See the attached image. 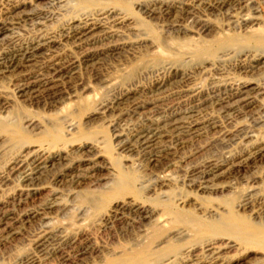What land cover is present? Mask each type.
I'll list each match as a JSON object with an SVG mask.
<instances>
[{
	"label": "rangeland",
	"instance_id": "rangeland-1",
	"mask_svg": "<svg viewBox=\"0 0 264 264\" xmlns=\"http://www.w3.org/2000/svg\"><path fill=\"white\" fill-rule=\"evenodd\" d=\"M20 1L0 0V22L8 28L0 34V55L40 37L53 39L54 44L21 70L0 71V264H63L61 254L69 256V264H104L123 253H139L152 239L157 238V243L169 234L161 247L196 245L191 228L169 222L175 214L213 222L217 230L227 231L228 236H208L205 241L220 247L232 239L236 245L225 252L234 264H263V163L229 168L212 181L210 193L190 183L200 180L196 171L208 162L242 160L247 149L264 143V96L258 94L264 89V61L255 63L264 58V43L254 40L264 28V0H234L221 7L215 0H96L95 5L84 0ZM244 15L252 23L242 28L235 22ZM85 17L97 23L92 40L80 49L62 35ZM203 23L205 30L200 27ZM230 37L249 40L239 47L223 46ZM196 40L213 51L200 54L201 61L182 51L184 44L197 45ZM54 53L64 61L70 57L78 61L55 89V96L42 87L33 93L18 91L20 73L29 71L36 78L48 75V57ZM85 53L92 56L81 61L80 54ZM244 81L259 88L251 91L252 103L240 108L227 97L229 88ZM125 91H129L126 96L114 100ZM171 115L195 122L193 132L176 141L164 136L163 144H158L160 152L144 155L134 142L135 132L151 119L163 121ZM39 148L48 152L46 169L33 176L37 181L21 183L15 172L10 174L13 159ZM78 166L85 175L80 183L72 179ZM122 183L127 187L116 193V184ZM93 201L99 206H93ZM128 202L151 211L152 219L137 225L123 211L102 221L111 209ZM243 202L245 206L237 207ZM30 214L35 217L23 221ZM160 221L166 223L162 238L153 236V226ZM8 223L13 231L6 236L2 231ZM245 226L256 235L247 244L237 243L234 240L243 238ZM177 231H183L182 238H172ZM205 232L208 229L201 226V233ZM76 246L87 247V253L75 256Z\"/></svg>",
	"mask_w": 264,
	"mask_h": 264
},
{
	"label": "bare ground",
	"instance_id": "bare-ground-1",
	"mask_svg": "<svg viewBox=\"0 0 264 264\" xmlns=\"http://www.w3.org/2000/svg\"><path fill=\"white\" fill-rule=\"evenodd\" d=\"M22 1V0H21ZM20 1V2H21ZM28 1V0H27ZM58 1V0H57ZM83 1V0H82ZM96 0H84L83 3H87L89 2L90 4H94ZM164 1V0H163ZM208 1V0H207ZM206 1V3H207ZM210 1V0H209ZM231 1L234 0H215L216 4L219 5V7L223 6V5H227V3H230ZM238 1V0H237ZM242 1V0H241ZM6 2V1H5ZM52 2V0H51ZM54 2V0H53ZM94 2V3H93ZM165 2V1H164ZM214 2V1H213ZM7 3V2H6ZM33 3V2H32ZM50 3V2H49ZM58 3V2H56ZM128 3V2H127ZM184 3V2H183ZM188 3V2H187ZM198 3V2H197ZM233 3V2H231ZM236 3V2H235ZM234 3V4H235ZM238 3V2H237ZM240 3V1H239ZM3 4V3H2ZM9 4V3H8ZM7 4V5H8ZM46 4V3H45ZM105 4V3H104ZM241 4V3H240ZM248 4V3H247ZM29 5V4H28ZM95 5V4H94ZM98 5V4H97ZM124 7H127V4H123ZM156 5V4H154ZM162 5V4H161ZM230 5V4H229ZM236 5V4H235ZM6 6V5H4ZM15 6V5H14ZM216 6V5H215ZM243 6V4H242ZM246 6V5H245ZM2 7V5H1ZM25 7V6H24ZM244 7V6H243ZM149 8V7H147ZM153 8V7H152ZM158 8V6L156 7ZM156 8H153L156 9ZM161 8V7H160ZM182 8V7H181ZM210 8V7H209ZM231 8V7H230ZM229 6L227 9H230ZM255 8V7H254ZM5 9V8H4ZM9 9V8H7ZM85 9V8H84ZM233 9V8H232ZM244 9V8H243ZM139 10V9H138ZM152 10V9H149ZM148 10V11H149ZM166 10V9H165ZM192 10V9H191ZM206 10V9H205ZM217 10V9H216ZM221 10V9H219ZM241 10V9H240ZM256 10V9H255ZM7 11V10H6ZM140 11V10H139ZM155 11V10H154ZM167 11V10H166ZM185 11V10H184ZM190 11V10H189ZM193 11V10H192ZM237 11V10H236ZM239 11V9H238ZM8 12V11H7ZM110 12V11H109ZM108 12V13H109ZM151 12V11H150ZM158 12H160L158 10ZM162 12V11H161ZM242 12V10H241ZM3 13V12H2ZM6 13V12H5ZM4 13V15H5ZM11 13V12H10ZM103 12H100V14ZM147 13V12H146ZM145 13V14H146ZM153 13V12H152ZM254 13V12H253ZM160 14V13H159ZM164 14V13H163ZM190 14V12H189ZM233 14V13H232ZM231 14V15H232ZM21 15V14H20ZM10 16V15H9ZM31 16V15H30ZM37 16V15H36ZM86 16V15H85ZM106 16V15H105ZM104 16V17H105ZM119 16V15H118ZM148 16V14L146 15ZM15 17V16H13ZM113 17H117V16H113ZM149 17V16H148ZM186 17V16H185ZM4 18V17H3ZM2 18V19H3ZM34 18V17H33ZM45 18V17H44ZM50 18V16H49ZM48 18V19H49ZM102 17H99V19ZM112 18V17H111ZM192 18V17H191ZM7 19V17H6ZM12 19V18H11ZM105 19V18H103ZM108 19V17H107ZM123 18H119L118 20H122ZM194 19V18H193ZM27 20V19H26ZM189 20V19H188ZM9 21V20H8ZM24 21V20H23ZM31 21V20H30ZM37 21V20H35ZM34 21V22H35ZM48 21V20H47ZM97 21V20H95ZM115 21V19H114ZM192 21V20H191ZM250 18L249 16H243L236 20L235 23H237L236 25L239 27H245L249 22H250ZM254 21V20H253ZM42 22V21H40ZM124 22V21H123ZM231 22V21H230ZM255 22V21H254ZM0 34L5 31L7 28L6 23L4 21L0 22ZM33 23V22H32ZM94 23L97 22H92V18L89 17H85L79 21H76L75 24L70 25L68 28H66L65 31H63V35L62 37H64L66 40H69L71 43H73V45L75 46H79L83 47L84 45H87L90 43V41L92 39V30L94 27ZM117 23V21H116ZM191 23V22H190ZM199 23V22H198ZM252 23V22H250ZM197 24V23H196ZM259 24V21H258ZM35 25V24H34ZM96 25V24H95ZM234 25V24H233ZM253 25V24H251ZM110 26V25H109ZM230 26V25H229ZM12 27V26H11ZM97 27V26H96ZM201 29L205 30L207 28L206 24H201ZM263 27V26H262ZM114 28V27H113ZM230 28V27H229ZM200 29V28H199ZM238 29V28H237ZM8 31V30H7ZM62 31V30H61ZM179 31V30H177ZM253 31V30H251ZM250 31V32H251ZM257 31V30H256ZM260 30L258 29V32ZM209 32V31H208ZM234 32V31H233ZM232 32V33H233ZM238 32V31H236ZM182 33V32H181ZM185 33V32H183ZM59 35V34H58ZM61 35V34H60ZM253 35V33H252ZM53 36V35H52ZM51 36V37H52ZM57 36V35H56ZM185 36V35H184ZM187 36V35H186ZM61 37V36H60ZM61 37V38H62ZM251 37V36H250ZM55 38V37H53ZM59 38V37H58ZM111 38V37H110ZM56 39V38H55ZM60 39V38H59ZM230 39V40H229ZM229 39H227V41L224 43L223 46H232V47H239L237 44L239 43H246L247 40H249V37L246 38H237V37H230ZM189 39H185L183 42H189ZM192 40V39H190ZM198 40V39H197ZM196 40V42H197ZM256 42H261L264 43V28L261 29L260 31V35L256 37V39H254ZM57 41V40H56ZM182 42V43H183ZM60 43V42H59ZM66 43V42H65ZM191 43V42H190ZM189 43V45H190ZM54 44L53 39L50 38H38L32 42H29L23 46H20L14 50H8L10 52L7 53H3L0 55V71H12V70H21L24 67H26L24 64L28 61H30L31 59H33L36 54L39 55V53H41V50H46L48 48H50L52 45ZM68 44V42H67ZM148 44V43H147ZM155 44V43H154ZM193 44V41H192ZM200 44V42H199ZM178 45V44H177ZM186 45L183 49L182 45V51H187L189 54H191L190 56L197 58V61H201L200 58V54H209L211 55L212 53H209L211 50L210 49H206V47L204 48L201 47V44L197 45L193 44V45H188V44H184ZM188 45V46H187ZM58 46V45H57ZM162 46V45H161ZM171 46V45H170ZM180 46V45H179ZM226 46V47H227ZM164 47V46H163ZM166 47V45H165ZM174 47V46H173ZM225 47V48H226ZM171 48V47H170ZM179 48V47H178ZM13 49V48H12ZM81 49V48H80ZM155 49V48H154ZM171 50V49H170ZM50 51V50H49ZM159 51V50H158ZM53 52V51H52ZM179 53H181L180 51H178ZM213 52V51H211ZM45 53V51H44ZM48 53V52H47ZM46 53V54H47ZM153 53V52H152ZM161 53V52H159ZM158 53V54H159ZM183 53V52H182ZM45 54V55H46ZM37 55V56H38ZM48 55V54H47ZM81 56L79 57L81 61H88L92 55H90L89 53H85V54H80ZM263 55V54H262ZM40 56V55H39ZM61 56V55H60ZM57 53L55 54H51L48 57V63L47 69H49L48 71V75L45 76H40L39 78H36L37 76L32 75L31 73H29V71H25V72H21V76H20V85H19V90L20 92H35L37 91L39 88H45L48 91V95L51 97L55 96V89L57 88V86H60L59 83H62V80L65 77H68L71 74V70L75 67V62L77 59H68V60H62V58L60 57ZM65 56V55H64ZM160 56V55H159ZM205 56V55H202ZM201 56V57H202ZM258 56V55H257ZM164 57V56H162ZM166 57V56H165ZM189 57V56H187ZM191 57V58H192ZM44 58V57H43ZM78 58V59H79ZM170 58V57H168ZM173 58V57H172ZM190 58V57H189ZM190 58V59H191ZM193 58V59H194ZM257 58V57H256ZM45 59V58H44ZM66 59V58H65ZM195 61V60H194ZM264 61V58H259L257 60H255V63H262ZM45 62V61H43ZM244 62V61H243ZM81 63V62H80ZM166 63V62H165ZM242 63V62H241ZM150 64V63H149ZM157 64V63H156ZM43 66V65H42ZM152 66V65H151ZM246 66V65H245ZM252 66V65H251ZM43 68V67H42ZM165 68V67H164ZM243 68V66H242ZM46 70V69H45ZM23 71V70H22ZM46 72V71H45ZM73 72V71H72ZM1 73V72H0ZM3 73V72H2ZM43 74V73H42ZM175 76V75H174ZM182 77V76H181ZM64 82V81H63ZM66 82V81H65ZM225 88V87H224ZM259 88V87H258ZM257 85L255 87H251V84L248 82H240L239 84H235L233 87L229 88L230 92L228 94L227 100L231 102V104H234V106H240V108H242L241 106H246L248 104L252 103V94L251 91L257 92L258 91ZM194 89V88H192ZM191 89V91H193ZM198 89V88H197ZM200 89V88H199ZM205 89V88H204ZM41 89H39L40 91ZM134 90V89H133ZM189 90V89H188ZM208 90V89H207ZM218 90V89H217ZM130 91V90H129ZM128 91V92H129ZM195 91V90H194ZM201 91V90H200ZM43 92V91H42ZM127 91H125V93L123 92L122 94H120V96H126ZM188 92V91H187ZM190 92V91H189ZM198 92V91H197ZM202 92V91H201ZM226 92V91H225ZM191 93V92H190ZM199 93V92H198ZM203 93V92H202ZM261 93L264 96V89L263 92L260 91L258 92V94ZM25 94V93H24ZM30 94V93H29ZM58 94V93H57ZM196 94V92H195ZM207 94V93H206ZM205 94V95H206ZM216 94V93H215ZM218 94V93H217ZM224 94V93H222ZM131 95V94H130ZM220 95V94H219ZM254 95V93H253ZM113 96V95H112ZM121 97H117L114 100L116 101V99H120ZM178 96V95H177ZM194 96V95H193ZM211 96V95H210ZM37 97V95H36ZM192 96H189L185 99H187L189 101L188 98H190ZM195 97V96H194ZM198 97V96H197ZM209 97V96H207ZM256 97V96H255ZM127 98V97H126ZM214 98V97H212ZM211 98V99H212ZM220 98V97H218ZM222 98V97H221ZM205 99V98H204ZM209 99V98H208ZM193 100V99H192ZM191 100V101H192ZM203 100V99H202ZM218 100V99H217ZM57 101V100H55ZM114 101V102H115ZM206 101V100H205ZM220 101V100H219ZM223 101V100H222ZM226 101V100H225ZM49 102V101H48ZM121 102V101H120ZM200 101H198L199 104ZM211 102V101H210ZM215 102V101H214ZM229 102V103H230ZM111 103V102H110ZM118 103V102H117ZM221 103V102H219ZM226 103V102H225ZM2 104V103H1ZM228 104V103H227ZM121 105V104H120ZM195 105V104H194ZM208 105V104H207ZM214 105V104H213ZM213 105H208V106H213ZM216 105V103H215ZM230 106V104H228ZM190 106V105H189ZM188 106V107H189ZM197 106V105H196ZM199 106V105H198ZM225 106V105H224ZM104 107V106H103ZM112 107V106H111ZM142 107V106H141ZM222 107V106H221ZM223 108V107H222ZM227 108V106H226ZM105 109V108H104ZM108 109V108H107ZM131 109V108H130ZM202 109V108H200ZM230 109V108H229ZM235 109V108H234ZM199 110V109H198ZM222 110V109H221ZM239 110V108H238ZM163 111V110H162ZM196 111V110H195ZM236 111V110H235ZM164 112V111H163ZM185 112V111H184ZM188 112V111H186ZM199 113L201 112L198 111ZM240 112V110H239ZM161 113V112H160ZM231 113V112H230ZM233 113V112H232ZM238 113V111L236 112ZM175 114V113H172ZM197 114V113H196ZM162 115V114H161ZM173 115L171 116H166L165 119H163V121L158 120L160 117H157L156 119H151L149 120V124L138 130L137 132H135V134L133 135V139L134 142L139 146V149L143 152L144 155H149L150 151L152 150H156L159 151L161 144H159L161 142V138H163L164 136H167L169 139H172L173 141H176L177 139H181L184 138L185 136L189 135L190 131L193 132V121H182V120H178L175 118H172ZM193 116V115H192ZM156 117V116H154ZM185 117V116H184ZM182 117V118H184ZM191 117V114L190 116ZM164 118V117H163ZM193 118V117H192ZM150 119V118H149ZM181 119V118H179ZM195 118H193L194 120ZM183 120H186L185 118ZM195 121V120H194ZM198 121V120H197ZM145 123V122H144ZM141 125V124H140ZM141 127V126H139ZM71 129V128H70ZM197 131V130H196ZM195 131V132H196ZM175 132V133H174ZM194 132V133H195ZM191 136V135H190ZM193 137V136H192ZM192 137L190 139H192ZM166 139V138H165ZM188 141V138H186ZM186 139H184L183 141H185ZM127 141V140H126ZM167 141V140H166ZM169 142V141H168ZM171 142V141H170ZM169 142V143H170ZM133 143V141H132ZM133 143V144H135ZM162 143V142H161ZM165 143V142H164ZM168 143V144H169ZM181 143V142H180ZM132 144V145H133ZM160 146H159V145ZM163 144V143H162ZM176 145L177 142L175 143ZM182 144V143H181ZM180 144V145H181ZM134 146V145H133ZM136 146V145H135ZM166 146V144H165ZM172 146H174V144H172ZM129 147V146H128ZM175 147V146H174ZM173 147V149H174ZM170 148V145L169 147ZM51 149V148H50ZM35 150V149H34ZM164 150V149H163ZM155 151V153H156ZM160 152V151H159ZM48 153V152H46ZM46 153L44 150L42 149H38L36 152H34L32 155H29L27 157H16L13 159V162L11 163V169H10V174L15 172L19 178V181L21 183H31L33 181H37L35 180V178L33 176L40 175V171L45 170L48 164V157H46ZM154 153V152H153ZM158 153V152H157ZM26 154V153H25ZM232 154V153H231ZM50 154H48L49 156ZM140 155V154H139ZM19 156V154H18ZM55 156V155H54ZM234 156V155H233ZM241 156V155H240ZM164 157V156H163ZM232 157V156H231ZM230 157V158H231ZM146 159H148L146 157ZM151 160V159H149ZM71 161V160H70ZM148 161V160H147ZM149 163V162H148ZM249 163H263V170H264V143H257L255 144L252 148L247 149V152L245 153V157L242 158V160H231V159H224L221 162H208L207 164L203 165L200 170H197L196 173L198 176V179H200L199 181H197V183L195 184V182L190 183L192 186L196 187V190H200L202 193H210L214 188V184L212 183V181L217 178L218 176H222L223 174H225V171L228 170L229 168H234V169H239L240 167L245 166L246 164ZM257 166H261V165H257ZM252 167V166H251ZM72 168V167H71ZM262 168V167H261ZM75 169V167H74ZM9 170V169H8ZM87 170V169H86ZM85 170V171H86ZM70 171V170H69ZM76 174L74 177H72L73 182H79L80 179H82L85 175H84V171L83 169L80 168V166L76 167L75 171ZM237 172V171H236ZM263 172V171H262ZM195 173V174H196ZM228 173V172H227ZM44 174V173H43ZM8 175V173H7ZM194 175V174H193ZM9 176V175H8ZM8 176L3 177L2 179L5 180V178L8 179ZM71 176V175H70ZM69 176V177H70ZM1 177V176H0ZM163 178V176H162ZM162 178H159L162 180ZM196 177H193V179H195ZM6 179V180H7ZM192 179V180H193ZM197 179V178H196ZM195 179V180H196ZM16 180V179H15ZM60 181V180H59ZM155 181V180H154ZM160 181V180H159ZM163 181V180H162ZM214 182V181H213ZM57 183V182H56ZM80 183V182H79ZM215 183V182H214ZM34 184V183H33ZM23 185V184H22ZM29 185V184H28ZM117 186V190L115 191L116 193L119 192V194H122L124 192V189L127 187V185H125L124 183H122V185H118ZM119 187V188H118ZM15 190V189H14ZM114 191V190H113ZM28 192V191H27ZM20 196H23V193L20 192L19 193ZM54 195V194H53ZM116 195V194H115ZM18 196V195H17ZM27 196V195H26ZM118 195H116L115 197H117ZM19 197V196H18ZM109 198H112V196L108 195ZM13 198V197H12ZM21 198V197H20ZM18 198V199H20ZM15 199V198H14ZM23 200V199H22ZM91 200V199H90ZM96 200V199H95ZM98 201V200H97ZM94 205L93 206H99V203L97 204L96 201H93ZM132 202V201H131ZM11 203V202H10ZM18 203V202H17ZM16 203V204H17ZM51 203V202H50ZM89 203V202H88ZM125 203V202H124ZM55 204V203H54ZM91 205V203H89ZM245 204V202H243L242 204L238 205L237 207H242ZM52 205V204H51ZM91 205V206H92ZM95 206V207H96ZM245 206V205H244ZM51 206H48L47 208H50ZM2 208V207H1ZM113 208V207H112ZM8 211V210H7ZM125 211L127 213V216L129 214V216H131V222H133L134 224L140 225L143 221H149L152 219L153 213L147 209H145L144 207L138 206L135 204H131V203H126L123 204L122 206H116L114 209H111V211L105 215L102 219L103 222H108L107 220H109V218L111 217H116L119 214H122V212ZM2 212V211H1ZM33 213V212H32ZM1 215V214H0ZM3 215V214H2ZM1 215V216H2ZM190 215V214H189ZM188 215V216H189ZM259 215V214H258ZM25 216V215H24ZM124 216V215H123ZM35 214H30L27 215L24 220H28L31 218H34ZM229 219L233 220L232 216L228 215ZM3 218V217H2ZM16 218V217H15ZM125 218V217H124ZM173 219H171L169 222H171V224L173 225H177V224H182L188 228H191L194 232H193V238L194 241L192 242L194 244V242L196 243V245H187L186 247L183 248H179L177 246L175 247H171L169 249L165 248V245L161 247L162 244H164L166 242V240L171 236V234H169V236H165L161 241L154 243L156 241L157 238L152 239V243L154 247H151L150 245L145 246V247H140L141 250L139 253H123V256H119V257H114L110 260H108L107 262H105L104 264H149L150 263V259H153L151 261L150 264H234L233 260L229 259L226 256V252L225 249L226 248H232L234 247V245H236L235 243H233L231 240L229 239L227 240L226 244H224L223 246H218L217 244L214 247V244L211 243V241L209 242L210 239H208V241L205 239L209 238L208 236H228L227 235V231L224 230H217L219 228H216L215 224L213 222H201V220H189V219H185L181 214H175L174 217H172ZM212 218V217H211ZM11 219V218H10ZM20 219V218H19ZM100 219V220H101ZM119 219V218H118ZM126 219V218H125ZM99 220V219H98ZM129 220V219H128ZM239 222L242 220V218H238L236 219V221ZM1 221V218H0ZM5 221V220H4ZM14 221V220H13ZM18 221V220H17ZM21 221V219L19 220ZM116 221V220H114ZM158 221V220H157ZM9 222V221H8ZM122 222V220H121ZM151 222V221H150ZM162 223V221H160ZM159 222V223H160ZM5 223V222H4ZM3 223V224H4ZM7 223V222H6ZM126 223V222H125ZM241 223V222H240ZM152 224V222H151ZM166 223L163 221L162 224H155L153 226L154 231H153V236L154 237H161L162 235L164 236V232L163 229L164 225ZM7 225V224H6ZM5 225V226H6ZM126 225V224H125ZM243 225V224H242ZM102 226V225H101ZM104 226V225H103ZM127 226V225H126ZM130 226V225H129ZM178 226V225H177ZM201 226L205 227L208 229V232H205L204 234L201 233ZM131 227V226H130ZM152 228V229H153ZM4 229V228H2ZM242 230V229H241ZM13 228H12V224L8 223V226H6V228L4 229V235L9 236L12 235ZM124 231V229H123ZM242 235L243 238L239 239L236 238L234 241H236L237 243H243L245 244L246 242H249L250 238H252L254 235H256L255 233H253L251 230H249V228L247 226L244 227V229L242 230ZM183 232V231H182ZM182 232H176L172 235L173 237H181L182 236ZM185 232V231H184ZM77 234V233H76ZM183 237V236H182ZM181 237V238H182ZM185 237V235H184ZM255 237V236H254ZM190 238V237H189ZM70 239V238H69ZM219 239V238H218ZM181 240V239H180ZM191 240V238H190ZM203 242H202V241ZM81 243V241H79ZM202 242V243H201ZM214 242V241H212ZM39 241H36V244H38ZM66 243V242H65ZM198 243V244H197ZM217 243V242H216ZM41 244V243H40ZM72 244V243H71ZM223 244V243H222ZM233 244V245H231ZM247 244V243H246ZM75 245V244H74ZM83 245V244H82ZM249 245V243H248ZM252 245V244H251ZM36 246V245H35ZM66 246V245H65ZM143 246V245H142ZM254 246V245H253ZM249 249V248H248ZM168 250V252L166 251ZM229 251V250H228ZM248 251V250H247ZM62 252L64 253V251L62 250ZM74 255L78 256V255H83L85 253H87V247L84 246H76L73 249ZM127 252V251H126ZM61 254V252H60ZM58 254V256L60 255ZM122 254V253H121ZM245 255V254H244ZM242 256V255H241ZM245 257V256H244ZM56 259V258H55ZM61 262L63 264H69L71 263V261L69 260V256L61 254L60 256ZM76 259V258H75ZM234 259V258H233ZM239 259V258H238ZM30 261V260H29ZM33 262V261H32ZM73 263V262H72ZM264 264V263H263Z\"/></svg>",
	"mask_w": 264,
	"mask_h": 264
}]
</instances>
